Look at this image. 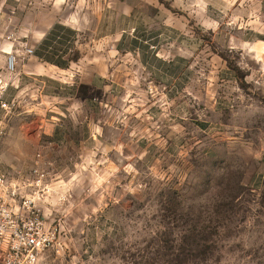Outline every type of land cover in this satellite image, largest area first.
I'll return each instance as SVG.
<instances>
[{
	"label": "rangeland",
	"instance_id": "rangeland-1",
	"mask_svg": "<svg viewBox=\"0 0 264 264\" xmlns=\"http://www.w3.org/2000/svg\"><path fill=\"white\" fill-rule=\"evenodd\" d=\"M0 78L39 264H264V0H0Z\"/></svg>",
	"mask_w": 264,
	"mask_h": 264
},
{
	"label": "built area",
	"instance_id": "built-area-1",
	"mask_svg": "<svg viewBox=\"0 0 264 264\" xmlns=\"http://www.w3.org/2000/svg\"><path fill=\"white\" fill-rule=\"evenodd\" d=\"M34 53L33 49H27ZM11 55L8 66H15ZM8 83L0 78V141L6 134L2 113H11L4 98ZM35 181L19 180L6 168L0 154V261L1 264H39L47 251L59 249L57 228L47 225L40 203L46 193L48 173L35 170Z\"/></svg>",
	"mask_w": 264,
	"mask_h": 264
},
{
	"label": "trees",
	"instance_id": "trees-1",
	"mask_svg": "<svg viewBox=\"0 0 264 264\" xmlns=\"http://www.w3.org/2000/svg\"><path fill=\"white\" fill-rule=\"evenodd\" d=\"M60 30H66V31H70L72 33V35L75 34V32L73 30H71L70 28L65 27L62 24H56L54 25L51 30L48 32V34L45 36V38L43 39V41L41 42V45L39 46L38 51L36 52V54L46 60L49 61L53 64L59 65V66H66L68 64V61L63 60V56L64 54L68 53V50H63L61 48L62 44H64V42L58 38L57 32ZM73 42V39H72ZM73 46V44H72ZM73 50V49H72ZM72 53H75V55L72 57V60H78V57L76 56L77 52L76 51H72Z\"/></svg>",
	"mask_w": 264,
	"mask_h": 264
}]
</instances>
